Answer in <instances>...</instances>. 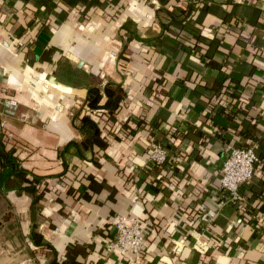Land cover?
<instances>
[{
    "label": "crops",
    "instance_id": "1",
    "mask_svg": "<svg viewBox=\"0 0 264 264\" xmlns=\"http://www.w3.org/2000/svg\"><path fill=\"white\" fill-rule=\"evenodd\" d=\"M189 1L0 0V98L17 103L0 129L44 176L34 217L28 192L0 190V264H128L107 249L118 215L141 226L137 264H264V160L238 202L219 187L227 145L264 158V0H197L183 20ZM91 86L100 104L121 87L113 113L87 106ZM83 114L105 148L81 143Z\"/></svg>",
    "mask_w": 264,
    "mask_h": 264
},
{
    "label": "built area",
    "instance_id": "2",
    "mask_svg": "<svg viewBox=\"0 0 264 264\" xmlns=\"http://www.w3.org/2000/svg\"><path fill=\"white\" fill-rule=\"evenodd\" d=\"M261 38L264 51V25ZM0 104L3 107V110H1L3 115H13L17 110V103L13 98L0 99ZM18 118L24 120L22 115H19ZM166 159L167 152L160 144L151 145L149 162L160 166L166 162ZM262 161V158L256 152L255 144L250 146L229 144L226 146L225 158L219 177V187L222 195L220 204L224 205L240 200V186L252 178L257 165ZM114 229V237L108 243L107 249L112 251L118 245L129 256L128 264H137L145 249V239L138 220L128 223L124 215H118L116 216ZM193 246L200 252L204 251L205 248L204 244L197 240ZM176 250H180V245L176 246Z\"/></svg>",
    "mask_w": 264,
    "mask_h": 264
},
{
    "label": "trees",
    "instance_id": "3",
    "mask_svg": "<svg viewBox=\"0 0 264 264\" xmlns=\"http://www.w3.org/2000/svg\"><path fill=\"white\" fill-rule=\"evenodd\" d=\"M196 1L197 0H191L188 2V6L186 8L180 9V12L178 14L183 15V20L188 19L191 11L196 6V3L200 2V0L198 2ZM113 89L114 90L112 89L110 90L109 88H107V91L105 89L107 98L102 104H100L99 103V100L101 98L100 90L96 87H92V86L89 87L88 96H87V106L91 108L95 113H98L99 115H102L103 112L102 110H98L100 108H105L109 113L111 112L113 113L115 108L118 106L120 99L122 98L121 87L117 86ZM113 92H117V94L112 95ZM80 118L82 121L83 130H85L86 133L85 137L81 141L83 146L87 147V146L96 145L100 148H105L107 146V141L105 139L106 132H104L103 129L97 125V123L94 121L95 118L90 116V114H83ZM5 138H6L5 133L3 132V130L0 129V190L1 191L16 190V191L28 192L32 197L31 211L34 217L38 211V208H40L39 200L43 195V193L38 190L39 188L37 185L39 181L44 178V176L23 168L20 165V161L18 157L14 154V148H8L6 146L7 144ZM161 146L167 152V159L165 162L167 163L173 148L172 146L169 147L165 144H161ZM257 149L260 150L256 146V152ZM262 159L264 160V158ZM63 173L61 174L59 173V175H56L55 177L62 178L64 177ZM66 186H67V190L69 191L75 190L74 188L72 189V183L67 182ZM35 227L36 224H32L30 230L31 240L36 245L47 246L51 250H53V247H51L50 244L43 242L40 232H38L35 229ZM50 264H81V263L77 262L74 259L63 260L62 262L59 263L54 259L50 262Z\"/></svg>",
    "mask_w": 264,
    "mask_h": 264
},
{
    "label": "rangeland",
    "instance_id": "4",
    "mask_svg": "<svg viewBox=\"0 0 264 264\" xmlns=\"http://www.w3.org/2000/svg\"><path fill=\"white\" fill-rule=\"evenodd\" d=\"M7 98H11V97H2V98H0V99H7ZM1 105V104H0ZM2 110H3V108H2ZM0 114H1V109H0Z\"/></svg>",
    "mask_w": 264,
    "mask_h": 264
}]
</instances>
